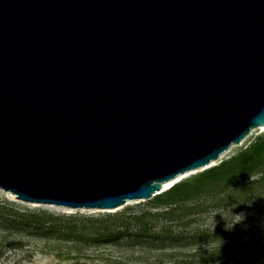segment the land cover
<instances>
[{"label": "water", "instance_id": "95a60500", "mask_svg": "<svg viewBox=\"0 0 264 264\" xmlns=\"http://www.w3.org/2000/svg\"><path fill=\"white\" fill-rule=\"evenodd\" d=\"M264 126V0H0V188L115 209Z\"/></svg>", "mask_w": 264, "mask_h": 264}, {"label": "rangeland", "instance_id": "374dc122", "mask_svg": "<svg viewBox=\"0 0 264 264\" xmlns=\"http://www.w3.org/2000/svg\"><path fill=\"white\" fill-rule=\"evenodd\" d=\"M241 165L251 169L242 178ZM178 183L190 197L157 203L154 195L115 209L33 203L0 188V264H255L264 257L255 227L264 218L263 127L168 189ZM241 212L244 220L226 231Z\"/></svg>", "mask_w": 264, "mask_h": 264}, {"label": "trees", "instance_id": "16d2710c", "mask_svg": "<svg viewBox=\"0 0 264 264\" xmlns=\"http://www.w3.org/2000/svg\"><path fill=\"white\" fill-rule=\"evenodd\" d=\"M257 153H259L258 151H256ZM256 153V154H257ZM245 154H240V157L242 158V157H244L245 158ZM237 158L236 157H234V159L233 160H236ZM242 164H244V163H242ZM223 165H225V163H224V161L223 162H221L220 163V165L219 166H217V167H215V168H210L211 170H208V171H206L203 175L205 176V175H208V174H212V173H214V170L215 169H220V168H222L223 167ZM253 168V167H252ZM240 169V171L242 172V174H241V178L243 177V175H246L247 173H249L250 171H251V169H249V167L248 166H245V165H241V167L239 168ZM249 169V170H248ZM234 184V183H233ZM186 187H188L187 185H185ZM183 189V190H182ZM189 189H186L185 187H184V185L183 184H181V185H179V183L178 184H174L172 187H170L169 189H167V190H165V191H163L162 193H159V194H157V195H155L154 196V199H156L157 200V203H165V202H163V200L165 199V201H169V200H177V199H179L180 198V196L181 197H190L191 195V193L188 191ZM190 194H189V193ZM156 214H153V216H155Z\"/></svg>", "mask_w": 264, "mask_h": 264}, {"label": "clouds", "instance_id": "9594fccd", "mask_svg": "<svg viewBox=\"0 0 264 264\" xmlns=\"http://www.w3.org/2000/svg\"><path fill=\"white\" fill-rule=\"evenodd\" d=\"M232 216L239 217V219H237L235 222H226V224H225V230L226 231H231V229L233 228L234 225L241 223L244 220V218H245L243 212L237 213V214L232 215ZM255 227L259 230L261 236H264V218L259 219L256 222ZM245 230H247V229L245 228ZM221 243H222V241L217 240V250L221 246ZM215 264H219V262L216 261ZM255 264H264V257L257 258Z\"/></svg>", "mask_w": 264, "mask_h": 264}, {"label": "bare ground", "instance_id": "6f19581e", "mask_svg": "<svg viewBox=\"0 0 264 264\" xmlns=\"http://www.w3.org/2000/svg\"><path fill=\"white\" fill-rule=\"evenodd\" d=\"M261 127H263V128H264V126H261ZM167 188H168V186H167V185H165V186H163V187H162V189H164V190H167ZM155 194H157V192H156Z\"/></svg>", "mask_w": 264, "mask_h": 264}]
</instances>
